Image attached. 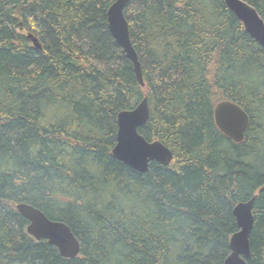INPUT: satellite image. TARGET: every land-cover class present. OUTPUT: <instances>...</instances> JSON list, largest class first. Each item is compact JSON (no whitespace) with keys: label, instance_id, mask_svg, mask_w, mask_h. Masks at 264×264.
<instances>
[{"label":"trees","instance_id":"obj_1","mask_svg":"<svg viewBox=\"0 0 264 264\" xmlns=\"http://www.w3.org/2000/svg\"><path fill=\"white\" fill-rule=\"evenodd\" d=\"M115 1L0 0V264H223L253 196L247 263L264 264V50L223 0H130L142 87L108 30ZM143 98L138 132L173 159L139 174L112 149ZM222 101L249 117L241 143L215 125ZM20 203L66 224L78 256L30 237Z\"/></svg>","mask_w":264,"mask_h":264},{"label":"water","instance_id":"obj_2","mask_svg":"<svg viewBox=\"0 0 264 264\" xmlns=\"http://www.w3.org/2000/svg\"><path fill=\"white\" fill-rule=\"evenodd\" d=\"M130 0H116L106 12L108 30L115 43L130 60L134 75L140 86H144L141 66L129 38L128 24L124 9ZM225 7L241 23L246 34L264 50V21L255 8L244 0H223ZM32 40L36 49H40L37 39ZM147 99L143 98L132 110L121 111L117 115L116 143L112 156L139 174L148 170L150 163L168 166L173 154L158 140L147 141L139 134V128L148 120ZM214 122L218 130L234 143H241L249 125V117L238 105L222 101L213 110ZM256 196L235 205L232 210L238 227L229 239V255L223 264H248L250 258L249 237L253 228V206ZM18 214L27 222V234L36 241L45 240L57 249L65 259H73L80 252V242L70 228L59 221L48 219L40 210L31 205L20 203L15 207Z\"/></svg>","mask_w":264,"mask_h":264},{"label":"bare ground","instance_id":"obj_3","mask_svg":"<svg viewBox=\"0 0 264 264\" xmlns=\"http://www.w3.org/2000/svg\"><path fill=\"white\" fill-rule=\"evenodd\" d=\"M110 33V32H109ZM111 35V34H110Z\"/></svg>","mask_w":264,"mask_h":264}]
</instances>
